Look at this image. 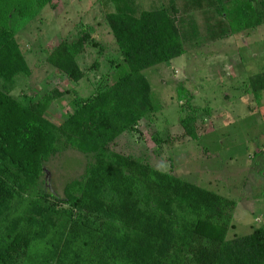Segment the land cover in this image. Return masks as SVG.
Returning a JSON list of instances; mask_svg holds the SVG:
<instances>
[{
  "label": "trees",
  "instance_id": "obj_1",
  "mask_svg": "<svg viewBox=\"0 0 264 264\" xmlns=\"http://www.w3.org/2000/svg\"><path fill=\"white\" fill-rule=\"evenodd\" d=\"M187 3L202 9L209 0ZM214 4L232 35L264 25V0ZM171 10L106 15L118 55L110 82L88 100L73 98L60 123L49 120V110L71 92L54 89L25 103L9 97L31 70L11 25L12 32L0 30V264H264V226L226 239L235 201L111 149L155 111L143 72L186 53ZM189 24L186 39L196 35ZM89 42L88 33L60 42L46 61L78 84ZM251 88L258 98L264 74ZM181 125L197 139L193 119ZM69 152L85 159L83 172L51 193L46 167Z\"/></svg>",
  "mask_w": 264,
  "mask_h": 264
},
{
  "label": "rangeland",
  "instance_id": "obj_2",
  "mask_svg": "<svg viewBox=\"0 0 264 264\" xmlns=\"http://www.w3.org/2000/svg\"><path fill=\"white\" fill-rule=\"evenodd\" d=\"M8 1L0 0V30L11 25L31 70L28 78L16 79L9 97L25 103L54 89L71 92L51 106L48 118L54 123L72 111L73 98L88 100L106 79L110 82L118 55L107 14L134 10L138 16L175 7L186 53L143 72L155 111L111 149L235 201L226 239L264 226V90L256 98L251 88V79L264 74V25L232 35L228 23L212 8L216 0L202 9L188 7V0ZM10 11L8 24L5 18ZM189 23L196 35L186 39ZM84 33L92 42L78 60L84 77L75 84L46 58L60 42H76ZM187 117L194 120L196 140L182 128L181 120ZM83 161L69 152L49 163L50 192L58 194L67 180L82 173Z\"/></svg>",
  "mask_w": 264,
  "mask_h": 264
}]
</instances>
